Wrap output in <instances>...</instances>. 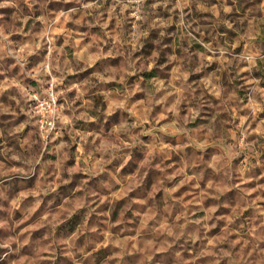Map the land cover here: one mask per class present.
Returning a JSON list of instances; mask_svg holds the SVG:
<instances>
[{
  "label": "rangeland",
  "instance_id": "1",
  "mask_svg": "<svg viewBox=\"0 0 264 264\" xmlns=\"http://www.w3.org/2000/svg\"><path fill=\"white\" fill-rule=\"evenodd\" d=\"M0 264H264V0H0Z\"/></svg>",
  "mask_w": 264,
  "mask_h": 264
}]
</instances>
